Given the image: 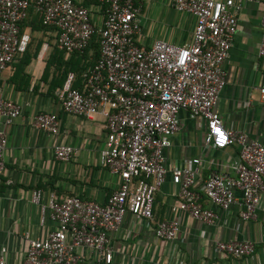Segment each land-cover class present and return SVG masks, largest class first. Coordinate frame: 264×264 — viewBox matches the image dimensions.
<instances>
[{
    "label": "built area",
    "instance_id": "2783aa9c",
    "mask_svg": "<svg viewBox=\"0 0 264 264\" xmlns=\"http://www.w3.org/2000/svg\"><path fill=\"white\" fill-rule=\"evenodd\" d=\"M91 1L104 8L97 28L89 10L74 0H0V77L28 47L30 34L22 32L20 24L30 7L40 13L45 26L57 29V46L66 53L83 51L98 31L100 57L83 74L82 87H74L76 75L70 71L56 95L65 113L104 116L106 133L99 165L121 180L105 204L76 195L59 199L50 191L47 203L42 205V191L34 189L32 201L40 205L43 217L49 212L55 228L44 238L25 235L23 264H111L110 233L119 230L127 214L153 220L154 197L168 174L171 183L178 187L174 211L212 224L217 215L203 207L202 197L228 210L236 202L238 190L240 218L255 219L264 194V143L226 128L214 109L226 84L224 63L243 0H172L175 10L195 17L193 39L182 45L157 39L150 46L138 42L139 14L146 0ZM246 1L262 7L257 54L264 61V0ZM260 93L264 104V72ZM182 109L204 121L207 146L239 147L238 159L232 165L234 176L212 173L198 186L199 158L166 168L164 149L171 145L172 136L180 128L178 114ZM21 114L22 107L4 99L0 87V179L8 145L5 128ZM32 125L53 136L58 133L60 121L56 112L44 111L34 115ZM74 151L70 145L54 146V156L61 162L70 160ZM180 231L178 219L159 221L154 229L158 239L168 242L175 240ZM215 250L242 258L254 253L255 243L216 241ZM80 251H88V257ZM5 253L6 248L2 247L0 264H6Z\"/></svg>",
    "mask_w": 264,
    "mask_h": 264
},
{
    "label": "crops",
    "instance_id": "0c3cea01",
    "mask_svg": "<svg viewBox=\"0 0 264 264\" xmlns=\"http://www.w3.org/2000/svg\"><path fill=\"white\" fill-rule=\"evenodd\" d=\"M74 2L86 7L93 23L100 25L104 8L91 0ZM38 15L31 7L20 26L22 32L30 34L28 63L23 75L16 68L19 58L0 77L3 98L22 107L21 116L5 128L8 145L0 179V249L6 248V264H23L27 248L25 235L44 238L55 228L49 212L43 217L40 205L32 201L34 189L42 191V205L47 203L50 191H54L59 199L76 195L105 204L121 181L99 165V151L104 146L106 133L104 116L101 113L91 117L65 113L57 100L59 89L50 92L53 66L49 76L43 79L46 60L57 48L58 31L42 26ZM261 16L259 3L243 0L237 13V30L229 57L224 63L226 84L214 109L226 128L244 132L248 140L264 143V104L260 99L264 61L257 54ZM139 20L138 42L146 46L157 39L178 45L189 44L193 39L195 17L175 10L172 0H146ZM74 85L82 87V80L76 77ZM44 111L58 114L60 126L53 136H47L32 125L34 115ZM178 119L180 128L172 136L171 145L164 149L166 168L170 170L199 158L198 186L212 173L234 176L232 165L238 159L239 147H209L201 118L182 109ZM58 144L74 148L67 162L55 158L54 146ZM177 191L178 187L171 183L168 174L154 197L153 220L137 219L130 214L125 216L119 230L110 233L111 264H264V194L253 220L240 218L241 192L238 190L235 191L236 202L228 210H222L203 196V207L217 215L215 222L208 224L173 210L178 202ZM170 219L180 222L177 238L171 242L158 239L154 233L157 223ZM243 240L255 243L252 255L235 258L215 250L216 241ZM80 253L86 257L89 254L88 251Z\"/></svg>",
    "mask_w": 264,
    "mask_h": 264
},
{
    "label": "trees",
    "instance_id": "16d2710c",
    "mask_svg": "<svg viewBox=\"0 0 264 264\" xmlns=\"http://www.w3.org/2000/svg\"><path fill=\"white\" fill-rule=\"evenodd\" d=\"M30 8L28 9V12ZM38 14H39L38 16L40 17L39 18L40 24L42 26H45L42 23L40 13ZM27 17H28V13H27ZM27 17L24 19V21L27 19ZM56 47H57L56 50L53 53H51L50 57H48V59L46 60V67L43 74V79L45 80L47 76H49L50 74V67L51 66L54 67V72L52 74V77L50 78L51 82L49 84L50 92L55 89L58 90L62 87L68 72L70 71L74 72L76 77L79 78V80H82L83 74L88 72L94 66V64L100 57L99 33L97 30L93 33L91 39L89 40L88 46L81 52L75 51L71 53H66L64 50L58 48V46ZM27 50L28 47L24 52V54L16 59L18 60L20 58V63L16 64V68L19 69V72L22 75L24 72V67L28 63V59L26 58ZM74 87L80 88L77 87L76 85H74Z\"/></svg>",
    "mask_w": 264,
    "mask_h": 264
}]
</instances>
